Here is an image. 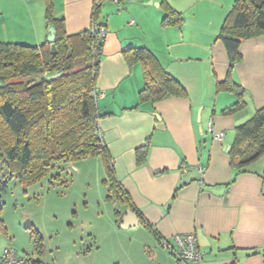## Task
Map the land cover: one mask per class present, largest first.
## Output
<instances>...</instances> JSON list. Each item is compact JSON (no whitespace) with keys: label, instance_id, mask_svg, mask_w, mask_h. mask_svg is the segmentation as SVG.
Masks as SVG:
<instances>
[{"label":"crops","instance_id":"obj_1","mask_svg":"<svg viewBox=\"0 0 264 264\" xmlns=\"http://www.w3.org/2000/svg\"><path fill=\"white\" fill-rule=\"evenodd\" d=\"M51 1L68 33L91 26L94 0ZM235 1L129 0L103 6L107 32L98 105L111 114L100 120L103 138L119 182L158 236L141 221L139 226L164 248L176 234L194 233L203 262L191 264H264V159L235 177L228 155L235 127L264 106V37L240 45L243 61L235 65L234 79L246 90V107L224 115L236 95L217 89L229 70L218 35ZM166 3L182 15L181 23L163 24ZM46 24L43 0H0V41L40 46L49 35ZM133 47L154 53L187 96L139 103L142 64L130 65L122 53ZM219 131L223 139L215 138ZM147 142V162L138 165L136 150ZM7 246L12 242L0 235V264Z\"/></svg>","mask_w":264,"mask_h":264},{"label":"trees","instance_id":"obj_2","mask_svg":"<svg viewBox=\"0 0 264 264\" xmlns=\"http://www.w3.org/2000/svg\"><path fill=\"white\" fill-rule=\"evenodd\" d=\"M45 1L47 29L54 27L57 34L54 42L46 39L38 46L0 41V235L10 239L1 214L2 196L13 179L32 183L58 163L98 155L124 207L136 212L142 225L158 236L119 182L99 124L111 115L102 113L98 105L97 79L107 32L102 20L103 6L110 1L121 6L127 0H94L91 26L76 33L66 31L64 19L54 16L52 1ZM164 8V25L181 23L179 12L168 3ZM255 37H264V0H236L218 35L227 51L229 70L217 89L236 95L235 102L222 110L224 115L234 114L247 105L246 90L234 79V69L243 61L241 43ZM122 53L130 65L142 64L144 84L138 93L139 103L187 96L182 84L149 49L133 47ZM149 152V142L137 148L138 165L147 162ZM228 155L235 177L251 172L264 159V106L235 127ZM116 215L121 218L123 212L117 211ZM38 241L37 236L41 247ZM28 258V264H43Z\"/></svg>","mask_w":264,"mask_h":264},{"label":"rangeland","instance_id":"obj_3","mask_svg":"<svg viewBox=\"0 0 264 264\" xmlns=\"http://www.w3.org/2000/svg\"><path fill=\"white\" fill-rule=\"evenodd\" d=\"M2 202L13 248L44 264H177L143 226H121L126 209L101 156L58 163L32 183L15 178Z\"/></svg>","mask_w":264,"mask_h":264},{"label":"built area","instance_id":"obj_4","mask_svg":"<svg viewBox=\"0 0 264 264\" xmlns=\"http://www.w3.org/2000/svg\"><path fill=\"white\" fill-rule=\"evenodd\" d=\"M223 137L224 132L219 131L215 133V138L223 139ZM200 171L202 172L203 169L201 168ZM164 246L175 257L177 264L203 262L202 252L198 246L197 237L194 233L176 234L173 237V242H164ZM28 260V256L21 255L12 246H7L3 250L1 264H28Z\"/></svg>","mask_w":264,"mask_h":264},{"label":"water","instance_id":"obj_5","mask_svg":"<svg viewBox=\"0 0 264 264\" xmlns=\"http://www.w3.org/2000/svg\"><path fill=\"white\" fill-rule=\"evenodd\" d=\"M57 38L56 30L54 27H51L49 29V35L47 37V40L50 42H54ZM53 50L55 51V44L52 45ZM59 74L54 75L51 77V79L58 77ZM230 146L228 147V151L230 150ZM140 220L136 212H134L131 208H127L124 216L121 219V226L123 228H135L139 226Z\"/></svg>","mask_w":264,"mask_h":264}]
</instances>
